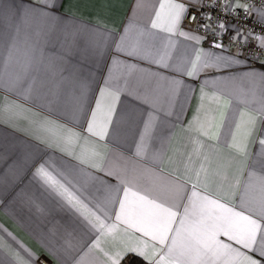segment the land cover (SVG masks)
Instances as JSON below:
<instances>
[{"label":"crops","instance_id":"obj_1","mask_svg":"<svg viewBox=\"0 0 264 264\" xmlns=\"http://www.w3.org/2000/svg\"><path fill=\"white\" fill-rule=\"evenodd\" d=\"M198 1L0 0V264H264L225 211L264 228V65L184 25Z\"/></svg>","mask_w":264,"mask_h":264},{"label":"built area","instance_id":"obj_2","mask_svg":"<svg viewBox=\"0 0 264 264\" xmlns=\"http://www.w3.org/2000/svg\"><path fill=\"white\" fill-rule=\"evenodd\" d=\"M256 9L264 10V0H200L187 6L182 21L205 34L209 47L232 48L251 63L264 65V17Z\"/></svg>","mask_w":264,"mask_h":264},{"label":"snow or ice","instance_id":"obj_3","mask_svg":"<svg viewBox=\"0 0 264 264\" xmlns=\"http://www.w3.org/2000/svg\"><path fill=\"white\" fill-rule=\"evenodd\" d=\"M43 3L46 5H51L52 0H43ZM163 7H164V5H161V8H163ZM174 7L180 9L181 11H186V9H184L183 5H174ZM157 16H159V14H157ZM177 17H179V14H177ZM155 26L156 25L154 22L153 27H155ZM217 46H219V45H217ZM193 67L195 68V65ZM91 127H92V125H91V123H89V129H91ZM146 128H147V124H146ZM39 171L48 177L49 182H51L53 184L57 183L56 178L54 176H51V174L46 173L43 169V166L41 167V169ZM61 188H63V185H61ZM64 192L66 193L68 202L70 204H72L73 207H77V206H79V208L86 207V206L81 204V202L79 201V199L77 197H75L72 193H69L67 191V189H64ZM193 195H195V192L193 193ZM125 196H127V192H125ZM141 199H143V198H141ZM156 207H159V206L157 205ZM240 207H241V209H244L247 207V205L244 202H241ZM79 208H78V210H79ZM120 210H121V212H124V210H125V204L123 201H120ZM162 211H164L167 214L169 219H171L175 215V213L171 212L169 209H162ZM225 211L230 212L232 217H234L240 221H244L247 224V228L242 234L238 233L236 235H230L229 239L235 240L236 243L242 245L243 248L254 250L253 246L257 243V237H258V233H259V239L262 243L261 255H264V228H261V225L257 222V220L251 219L249 216L243 215L242 212H236V211H233L232 209H225ZM256 212H257V215L261 219H264V197H262L259 200L258 208L256 209ZM187 213H188V209L186 208L185 214L187 215ZM116 218H117V220H120L121 219L120 214H117ZM162 227H163V231H162V234L160 236V242L161 243L164 242V240L166 239V233H167V231H169V229L167 228L166 225H164ZM138 230L143 231V229H138ZM109 231H111V229H109ZM145 234L147 235L148 233L145 232ZM225 234L228 235V233H225ZM153 239H156L155 235H153ZM175 246H176V239L173 238L172 247L169 249V251L171 252ZM223 247L227 248L229 246L223 245ZM131 251H136L138 255L145 256V254L142 251H137L136 249H131ZM147 258L148 257L145 256V259H147ZM245 259L248 260V264H258V262L255 260H252L251 257L245 256ZM114 264H118V262L114 261Z\"/></svg>","mask_w":264,"mask_h":264},{"label":"trees","instance_id":"obj_4","mask_svg":"<svg viewBox=\"0 0 264 264\" xmlns=\"http://www.w3.org/2000/svg\"><path fill=\"white\" fill-rule=\"evenodd\" d=\"M134 260H135V259L133 258V259L129 260V262H127V263L125 262V263H126V264H132ZM138 264H144V263H142V262L139 261Z\"/></svg>","mask_w":264,"mask_h":264}]
</instances>
